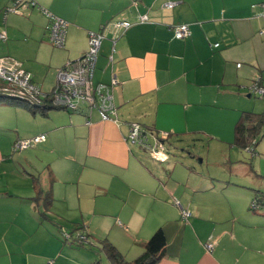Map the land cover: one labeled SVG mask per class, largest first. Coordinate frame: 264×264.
I'll return each mask as SVG.
<instances>
[{
    "label": "crops",
    "instance_id": "0c3cea01",
    "mask_svg": "<svg viewBox=\"0 0 264 264\" xmlns=\"http://www.w3.org/2000/svg\"><path fill=\"white\" fill-rule=\"evenodd\" d=\"M34 1L39 8L6 14L13 2L0 0V33L7 36L0 40V58L17 61L50 94L59 70L88 52L90 34L103 33L94 84L117 79L118 122L102 121L87 108L43 115L0 104V264L102 261V240H96L94 254L77 241H65L63 233L86 226L91 239L92 225L107 234L103 228L114 223L133 237L134 246L127 253L114 238L108 240L130 261L161 228L167 246L157 264H264V215L257 218L236 199L231 210L206 201L216 191L264 189L263 171L254 168L260 178L242 163L229 176L196 172L193 182L175 186V169L161 165L171 159L157 162L127 142L137 123L156 137L169 133V143L181 146L234 144L236 124L251 110L247 101L264 97L252 87L264 88V0ZM169 2L176 5L160 14ZM43 10L68 23L64 48L52 44V20ZM145 15L150 22L141 21ZM124 21L132 25L117 26ZM179 25L189 26L188 38L175 37ZM255 108L264 112V101ZM40 135L44 142L15 150L18 140ZM258 147L261 155L264 146L260 152ZM39 189L53 195L47 217L44 203L33 201ZM183 210L191 213L187 220ZM207 243L214 244L212 251Z\"/></svg>",
    "mask_w": 264,
    "mask_h": 264
},
{
    "label": "built area",
    "instance_id": "2783aa9c",
    "mask_svg": "<svg viewBox=\"0 0 264 264\" xmlns=\"http://www.w3.org/2000/svg\"><path fill=\"white\" fill-rule=\"evenodd\" d=\"M13 5L7 8L6 14H21L27 7H40L34 0H12ZM175 3H166L159 13L172 10ZM264 9V8H263ZM43 12L51 18L52 23L48 27L52 44L56 48H64L66 43V33L68 23L64 20L52 16L45 10ZM264 19V11L262 13ZM142 22H150L149 15L141 18ZM130 22H119L118 27L129 28ZM177 39H185L191 35L188 25H179L174 28ZM6 34L0 33V40L5 41ZM105 36L103 33H91L88 52L79 60L69 62L58 72V84L51 92L50 96L44 94L33 82L31 73L24 70L20 64L9 57L0 58V96H7L16 100H24L33 105L45 104L49 99L53 107L66 110L71 113H82L86 108L98 112L102 121L118 122V109L113 99V88L118 84L116 78L111 84H94L95 68L101 46ZM256 93L264 94V89L253 87ZM85 108V109H84ZM169 133H165L163 138H167ZM46 140L45 135L36 136L32 139L19 140L15 144L16 150H26L42 143ZM127 142L132 146H138L149 152L152 159L157 162H166L170 159L167 150V143L162 142L158 137L145 130L140 124L133 123ZM255 206V205H254ZM185 219L191 216L189 211L183 210ZM67 242L77 241L78 244L87 246L90 244L86 230L77 231L73 234L63 233ZM214 244L207 243L206 249L212 251Z\"/></svg>",
    "mask_w": 264,
    "mask_h": 264
},
{
    "label": "rangeland",
    "instance_id": "374dc122",
    "mask_svg": "<svg viewBox=\"0 0 264 264\" xmlns=\"http://www.w3.org/2000/svg\"><path fill=\"white\" fill-rule=\"evenodd\" d=\"M3 46L4 44L0 42V47H3ZM52 49L54 48L52 47ZM253 99L258 100V101L254 102L251 99L248 100L247 101L248 109H251L248 111L257 112V109L255 107L256 105L259 107L262 104V102L264 101V97L256 96V97H253ZM263 146H264V139L259 144L258 152H260ZM167 147L169 148L168 152L170 155L171 162H169V164H165V165L161 164V165L167 170L175 169L174 177L178 181V183L175 182V186L179 185V183H182L181 185L182 187L186 185L184 183H186V181L188 182L189 179L191 180V182H193L195 180L194 174L196 172L205 174L207 177L229 176V173H232V171H240L244 167V165H242V163L244 162L252 161V163L254 162L255 164L254 168L257 171L264 172V161H263L262 170H259L260 169L259 160L262 158L264 159V151L260 152L261 155L252 156L251 153L240 149L235 144H231V142H227V143L213 142V144H210V142H207V143L197 144V147L195 148L192 146L190 147L181 146L179 143L170 141V143L168 142ZM194 155L197 156L196 159L192 158ZM148 160H150V162L153 163L150 158H148ZM201 160H203V162H201ZM190 167L192 168L194 167L196 171ZM208 182L209 184L212 185L210 181ZM229 188H233V187H229ZM231 190L225 191L224 193H220L218 191L212 194L210 193L211 195L209 194L207 196L206 201L208 202L211 201L212 203L216 205H223L226 210H229L230 209L229 207L232 206V205L229 206V204L232 202L235 203L234 201L236 199L239 204L247 205L246 210L250 214H257L256 215L257 218H261L259 216L264 215V207H257L256 209L254 208V205H255L254 204V194L252 192L248 191L245 188L243 189L233 188ZM181 191L182 190H180V192ZM183 195H184V192H183ZM183 197L187 198V195H184ZM116 219H117L115 220L116 222H119L118 220H121L120 218L119 219L116 218ZM115 224L116 223H114V226L112 228L110 226H105L103 228L105 229L104 232L107 234L99 233L102 230L101 227L92 225L90 227L91 232H89V234H91L92 244L86 247L90 249V251L93 250L94 254H96L98 253L97 250H99L98 245H97L98 241L96 240L109 239L111 241L114 238L117 242L116 245H119V247L123 251L129 253V249H131L134 246V243L132 240L133 237L132 238L129 236L127 237L122 227L121 228L116 227L115 229ZM86 229L88 232L89 228L86 227ZM75 232L76 231H74V233ZM109 233H111V235ZM97 259L99 258H96V260ZM101 259L102 261L100 259L99 260L101 261L102 264H106V262H108V264H111L110 261L105 256H102Z\"/></svg>",
    "mask_w": 264,
    "mask_h": 264
},
{
    "label": "trees",
    "instance_id": "16d2710c",
    "mask_svg": "<svg viewBox=\"0 0 264 264\" xmlns=\"http://www.w3.org/2000/svg\"><path fill=\"white\" fill-rule=\"evenodd\" d=\"M254 86H257V84H254L252 87ZM50 94H47V95L50 96ZM254 94H259V93H254ZM2 103L17 106V107H23L34 113H41L43 115H46L48 111L53 110V109L63 110V109L53 107L49 99L45 101V104H42L40 106V105L30 104L24 100H16V99H12L7 96H4V97L0 96V104ZM158 138L162 142L167 143L168 145V142L170 140V134L167 138H163V136L158 137ZM263 139H264V112H261V113L252 112V111L243 112L235 127L234 144L240 149L247 151L251 153L252 156H254L256 155V148L258 147V145ZM16 151H20V150H16ZM244 163L249 165L250 171L254 172L255 175L262 178V176L258 175L255 172L252 161L244 162ZM252 191L254 194V204H255L254 208L256 209L257 207H264V189L253 188ZM33 201L36 204H39L42 202L44 203V207L46 209V214L45 213L44 214L47 217L48 216L47 213L50 211V207L53 204L52 192L49 191L45 196H43L42 189H39L38 195L33 199ZM182 218L184 220H187L189 217L185 219L182 215ZM83 228L87 232L86 227H78L74 231L76 232L81 231V230L83 231ZM88 237L90 240V244H92V240L90 239L89 235ZM166 246H167L166 234L164 230L160 228L145 243L143 254L139 256L138 258H136L135 260L130 261L126 259V257L108 239L102 240L101 251L106 255L107 259L110 261L111 264H157L160 260H162L165 254ZM93 264H102V263L99 259H97L95 260Z\"/></svg>",
    "mask_w": 264,
    "mask_h": 264
}]
</instances>
